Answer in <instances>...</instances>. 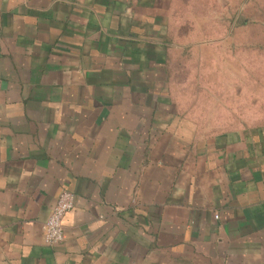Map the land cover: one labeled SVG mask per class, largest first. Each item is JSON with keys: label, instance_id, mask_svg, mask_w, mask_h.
I'll return each instance as SVG.
<instances>
[{"label": "crops", "instance_id": "obj_1", "mask_svg": "<svg viewBox=\"0 0 264 264\" xmlns=\"http://www.w3.org/2000/svg\"><path fill=\"white\" fill-rule=\"evenodd\" d=\"M0 264H264V0H0Z\"/></svg>", "mask_w": 264, "mask_h": 264}, {"label": "built area", "instance_id": "obj_2", "mask_svg": "<svg viewBox=\"0 0 264 264\" xmlns=\"http://www.w3.org/2000/svg\"><path fill=\"white\" fill-rule=\"evenodd\" d=\"M74 204L73 193L64 190L59 194L43 225V240L46 245L52 246L63 241V219L74 208Z\"/></svg>", "mask_w": 264, "mask_h": 264}]
</instances>
